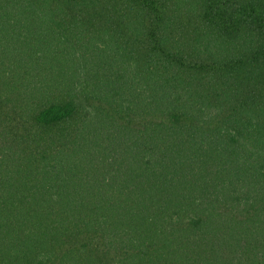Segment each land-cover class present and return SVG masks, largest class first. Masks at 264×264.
<instances>
[{
  "label": "trees",
  "instance_id": "obj_1",
  "mask_svg": "<svg viewBox=\"0 0 264 264\" xmlns=\"http://www.w3.org/2000/svg\"><path fill=\"white\" fill-rule=\"evenodd\" d=\"M0 264H264V0H0Z\"/></svg>",
  "mask_w": 264,
  "mask_h": 264
}]
</instances>
